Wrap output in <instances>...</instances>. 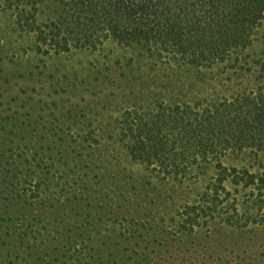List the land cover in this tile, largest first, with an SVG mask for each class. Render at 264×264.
Returning <instances> with one entry per match:
<instances>
[{
    "label": "rangeland",
    "instance_id": "1",
    "mask_svg": "<svg viewBox=\"0 0 264 264\" xmlns=\"http://www.w3.org/2000/svg\"><path fill=\"white\" fill-rule=\"evenodd\" d=\"M263 56L264 23L242 62L211 69L113 41L46 55L0 0V264H264V227L181 230L213 170L163 180L120 129L136 108L232 98ZM225 163L259 172L249 155Z\"/></svg>",
    "mask_w": 264,
    "mask_h": 264
},
{
    "label": "trees",
    "instance_id": "2",
    "mask_svg": "<svg viewBox=\"0 0 264 264\" xmlns=\"http://www.w3.org/2000/svg\"><path fill=\"white\" fill-rule=\"evenodd\" d=\"M34 34L43 54L98 50L113 41L144 47L179 66L211 69L242 62L264 23V0H1ZM45 8L53 17L40 22ZM251 82L232 98L126 111L121 137L133 162L163 180L215 178L181 212L193 235L210 222L245 230L264 227V56ZM249 155L259 172L226 165ZM232 188L230 189L229 186Z\"/></svg>",
    "mask_w": 264,
    "mask_h": 264
}]
</instances>
